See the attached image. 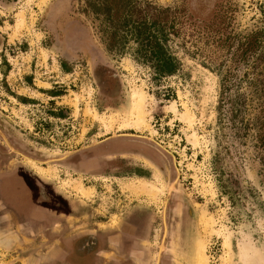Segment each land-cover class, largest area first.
I'll list each match as a JSON object with an SVG mask.
<instances>
[{
	"label": "rangeland",
	"instance_id": "rangeland-1",
	"mask_svg": "<svg viewBox=\"0 0 264 264\" xmlns=\"http://www.w3.org/2000/svg\"><path fill=\"white\" fill-rule=\"evenodd\" d=\"M248 43L254 54L239 60ZM98 65L114 74L113 96ZM263 83L264 0H0V154L104 222L86 232L118 234L127 211L149 208L156 222L128 234L150 264H197L200 243L207 264H264ZM117 137L163 163L94 155ZM81 154L84 166L68 163ZM130 160L145 173L125 170Z\"/></svg>",
	"mask_w": 264,
	"mask_h": 264
},
{
	"label": "flooded vegetation",
	"instance_id": "flooded-vegetation-1",
	"mask_svg": "<svg viewBox=\"0 0 264 264\" xmlns=\"http://www.w3.org/2000/svg\"><path fill=\"white\" fill-rule=\"evenodd\" d=\"M94 77L100 91L102 92V96H113V86L115 81L114 74L111 73L105 66L98 65L94 68ZM102 149L104 152H102L100 149H95L93 152L94 155H109L113 156L112 158L122 161L125 159L124 157H129L127 159L132 158V155L135 153V151H138V153L143 154L147 160L156 166H161L163 163L159 151H156L149 145H144L140 142L135 143L131 142V140L125 141L121 137L112 139ZM0 159L3 160L4 164L7 166L6 174L1 177L3 181L10 179L12 176H14V174H26L25 172L21 171V169L16 171L9 168V165L6 164L1 154ZM85 160H87V155L81 154L70 159L68 163L70 165L74 164L77 167H82L85 165ZM130 161H126V163L122 165L125 170L132 172L131 174H134V172L139 174L145 173L144 171L135 168L133 166V161ZM130 163L132 164L130 165ZM27 176L32 181L31 188L29 185H26L27 188H29L27 189V193L32 194V198L35 200V203H47L53 206L55 209V214L53 216L55 220L54 224H61L62 222V224H66L64 230H49L50 237L53 239H59L70 233V239L72 240L69 244V252L64 258L63 262H60V264H150L149 250L146 251V249H144L141 253L139 252L140 248H138L139 245H142V243L145 242L143 240H139L137 237H134V232L130 233V235L128 234L129 227L133 228L135 226L137 235L138 224H140L143 228L144 224H154L156 222V220L153 219V216H151L149 208L141 205L137 206L138 208L134 207L130 211H127L119 223L121 226L118 234L103 235L101 232H98L97 229H95L93 232H86V227L84 226L85 224H104V222L96 220L88 222L85 220L87 216H85L86 208L84 206L74 202L76 200L67 198L65 195L64 196L66 198L59 196L57 200H53V196H50L47 192H45V190H41L44 188L42 186H38L35 176H33L30 172H27ZM31 191L32 193H30ZM19 203L21 202L19 201ZM73 224H80L78 230H72L73 226L74 228L76 227ZM162 224H166L165 217L164 223ZM108 237H111L110 242L112 245L108 243ZM110 247H112L110 249V251H112L110 257L100 254V250L102 251L103 249L105 251ZM132 249H134V251L139 254L137 258L132 256ZM154 262V264H166L164 261L162 263L161 259L157 258L156 256Z\"/></svg>",
	"mask_w": 264,
	"mask_h": 264
},
{
	"label": "crops",
	"instance_id": "crops-1",
	"mask_svg": "<svg viewBox=\"0 0 264 264\" xmlns=\"http://www.w3.org/2000/svg\"><path fill=\"white\" fill-rule=\"evenodd\" d=\"M6 167L0 159V264H60L72 239L70 233L53 239L49 230H64L66 224H54V207L36 204L32 194L27 193L26 185L32 187L27 174H14L3 181ZM110 241L108 237L112 245ZM111 248L100 250V254L110 257ZM132 256L137 258L139 254L132 249Z\"/></svg>",
	"mask_w": 264,
	"mask_h": 264
},
{
	"label": "bare ground",
	"instance_id": "bare-ground-1",
	"mask_svg": "<svg viewBox=\"0 0 264 264\" xmlns=\"http://www.w3.org/2000/svg\"><path fill=\"white\" fill-rule=\"evenodd\" d=\"M135 95H136L137 99H136V102H135V112L136 113H135V120L133 121V123L135 124L136 128L139 129L140 126L142 125V127H143L144 124H146V121H147L145 119V114H146V111H145V104H146L145 97L146 96H144L141 92L140 93L139 92L135 93ZM186 120L191 121V115L188 114V113L186 114ZM146 129H148V128H146ZM77 189L79 190V192L82 195H88V193H89V191L86 188H84L82 185H79L77 187ZM140 191L142 193H147V194H149L151 196H155L156 188H151V187H148L145 184H142V186L140 188ZM225 243L228 244L227 240H225ZM204 247H205L204 244H201V243L199 244V251L197 253V264H207L206 255L204 253Z\"/></svg>",
	"mask_w": 264,
	"mask_h": 264
},
{
	"label": "trees",
	"instance_id": "trees-1",
	"mask_svg": "<svg viewBox=\"0 0 264 264\" xmlns=\"http://www.w3.org/2000/svg\"><path fill=\"white\" fill-rule=\"evenodd\" d=\"M153 40H155V36L154 35H150L149 34V37L147 39V42L149 44V46L151 45V43L153 42ZM157 46L160 48V46L157 44ZM151 48V47H150ZM252 46H250V43L247 44V47H245V49H243L241 52H240V59L239 60H245L249 55H252L254 53L251 52L252 50ZM155 50L151 48V57L154 56L155 58H157L156 56V53L157 52H154ZM161 56L164 58V60H166L167 62H169L170 64L174 63L173 60L174 58L167 55V54H164L162 52ZM160 60V59H159ZM173 65V64H172ZM169 71V70H167ZM262 89H264V83H263V86H262ZM264 91V90H263Z\"/></svg>",
	"mask_w": 264,
	"mask_h": 264
}]
</instances>
